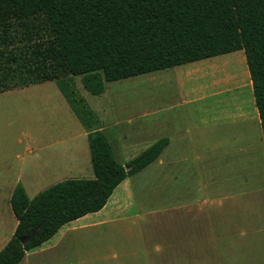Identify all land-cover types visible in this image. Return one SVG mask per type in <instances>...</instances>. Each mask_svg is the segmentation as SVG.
<instances>
[{
  "label": "trees",
  "instance_id": "obj_1",
  "mask_svg": "<svg viewBox=\"0 0 264 264\" xmlns=\"http://www.w3.org/2000/svg\"><path fill=\"white\" fill-rule=\"evenodd\" d=\"M244 50L264 127V0H0V93L55 81L88 132L93 178H67L30 198L18 182L10 204L18 221L0 264H19L60 228L102 209L126 178L154 162L162 137L125 163L100 118L77 92ZM37 229L32 238H21Z\"/></svg>",
  "mask_w": 264,
  "mask_h": 264
},
{
  "label": "crops",
  "instance_id": "obj_2",
  "mask_svg": "<svg viewBox=\"0 0 264 264\" xmlns=\"http://www.w3.org/2000/svg\"><path fill=\"white\" fill-rule=\"evenodd\" d=\"M230 53V56H237L240 60L246 59L244 50ZM224 58L217 55L170 67L175 68L182 87L175 96L173 106L164 112L150 111L134 117L126 121L125 126L130 128L122 126L119 131L123 135H132L131 138L123 137L128 147L140 143H149L150 146L159 138L167 137L168 144L150 165L155 163L163 167L164 181L198 184L197 192L191 191V196L184 195L188 191L182 193L181 206L164 209L169 214H180L178 218H166L170 221V237L153 236L151 223L138 226L139 241L145 246H152L151 251L155 254L165 253L167 264H253L255 255L261 256L256 264H264V245L255 255L249 246L253 241L264 242V127L254 95L247 110L238 108L237 104L230 106L227 99L199 103L203 97L183 88L181 80L186 75L212 68ZM248 77L253 94L249 72ZM93 111L100 118L98 128L107 134L103 116ZM76 118L79 129L69 132L68 137L60 139L53 129H42L37 137H28L30 142L26 145V152L31 159L21 162V173L15 178L12 192L16 184L24 180L43 183L58 175L63 177L58 182L67 178H87L89 130ZM236 154L241 157L235 158ZM204 182L214 183L213 188L208 190L203 187ZM230 182L244 184L230 190L223 189L220 184ZM115 191L102 209L63 225L51 239L28 251L25 257L36 256V264H49L57 253L79 243L75 238L78 231L102 229V235H109V225L135 216L132 200L113 205ZM133 194L131 190L125 191L124 197L126 200L133 199ZM222 199H230L231 204L225 205ZM254 199H258L257 203ZM158 212L152 209L147 215ZM138 215L140 213L135 217ZM176 223H179V232L173 233ZM143 251L148 252V249ZM41 257H45V261H40ZM157 258L162 261V258Z\"/></svg>",
  "mask_w": 264,
  "mask_h": 264
},
{
  "label": "rangeland",
  "instance_id": "obj_3",
  "mask_svg": "<svg viewBox=\"0 0 264 264\" xmlns=\"http://www.w3.org/2000/svg\"><path fill=\"white\" fill-rule=\"evenodd\" d=\"M231 54L220 55L225 58L204 72L183 77L181 79L184 83L183 88L186 87L202 96L203 99L199 103L227 99L231 103L230 106L237 104L238 108L247 110L253 95L248 82L247 62L246 59L240 60L237 56H230ZM76 88L88 104L103 116L114 155L122 163L134 158L149 146V143H140L135 147L124 144L123 137L126 134L123 135L119 131L126 125V121L150 111L164 112L170 109L175 96L182 90L175 75V68L156 70L107 82L105 92L100 95H93L85 90L79 76L76 77ZM76 120L66 98L53 80L0 93V180L2 181L0 182L2 186L0 189V249L12 237L18 223L11 208L10 198L15 178L21 173L19 171L21 162L31 159L30 154L26 152V145L30 142L28 137H37L42 129H53L60 139L68 137L69 132H77L79 129ZM126 136L132 137L130 134ZM88 147L87 145L89 166H86L85 177L93 178L94 172ZM240 157L239 154L235 156L237 159ZM61 178H63L62 175H58L43 183L36 182L37 180L22 182L26 186L29 197L32 198ZM164 180L163 167L155 163L129 176L128 180L116 189L113 205H122L125 201L132 200L135 216L137 213H140V216H131L112 223L108 228L109 235L106 233L102 235V229L78 231L75 238L79 240V243L76 242L74 246L66 247L64 251L57 253L58 255L49 264H167L164 259L165 253L164 255L155 254L151 251L152 246H145L139 241L138 226L151 223L152 226H149L152 227L151 232L155 234L153 236L170 237L172 234L169 230L170 221L166 218L175 216L178 218L180 214H169L164 212V209L181 206L182 193L188 191L184 195L191 196V191L198 189V184ZM213 184L204 182L202 186L211 190ZM220 184L223 189L230 190L244 183ZM8 190L11 191L8 192ZM128 190L133 191V199H125V191ZM222 201L225 205L231 204L230 199H222ZM257 201L258 199H254V202L257 203ZM152 209H157L159 212L147 215ZM133 223L136 225L133 226ZM172 232H179V223L174 224ZM263 245L262 241H253L249 245L253 255ZM145 249H148V252L143 251ZM157 257L162 258V261L159 262ZM260 258L261 256L255 255L253 264L260 262ZM45 259V257L39 258L40 261ZM37 260L36 256L30 259L25 257L21 264H36Z\"/></svg>",
  "mask_w": 264,
  "mask_h": 264
},
{
  "label": "water",
  "instance_id": "obj_4",
  "mask_svg": "<svg viewBox=\"0 0 264 264\" xmlns=\"http://www.w3.org/2000/svg\"><path fill=\"white\" fill-rule=\"evenodd\" d=\"M36 231H37V229H34L32 232H30V233L27 234L26 236L22 237V238H21V242H22V243H26V242H28V241L32 238V236L36 233Z\"/></svg>",
  "mask_w": 264,
  "mask_h": 264
}]
</instances>
